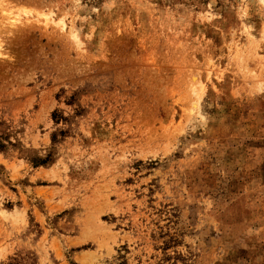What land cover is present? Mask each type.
I'll return each instance as SVG.
<instances>
[{
	"label": "rangeland",
	"instance_id": "1",
	"mask_svg": "<svg viewBox=\"0 0 264 264\" xmlns=\"http://www.w3.org/2000/svg\"><path fill=\"white\" fill-rule=\"evenodd\" d=\"M0 46V264H264V0H0Z\"/></svg>",
	"mask_w": 264,
	"mask_h": 264
},
{
	"label": "bare ground",
	"instance_id": "2",
	"mask_svg": "<svg viewBox=\"0 0 264 264\" xmlns=\"http://www.w3.org/2000/svg\"><path fill=\"white\" fill-rule=\"evenodd\" d=\"M16 21H17V18L16 19H14V20H12V21H10V23L12 24V25H14L15 23H16ZM5 55V53H3L2 51H1V46H0V56H4ZM192 86H191V90L193 91V92H195L196 91V87H195V85L198 83V78H197V76L196 75H194L193 77H192ZM200 83V82H199ZM195 106V105H194Z\"/></svg>",
	"mask_w": 264,
	"mask_h": 264
}]
</instances>
